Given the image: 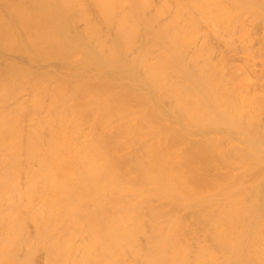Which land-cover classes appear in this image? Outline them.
<instances>
[{
  "label": "bare ground",
  "instance_id": "bare-ground-1",
  "mask_svg": "<svg viewBox=\"0 0 264 264\" xmlns=\"http://www.w3.org/2000/svg\"><path fill=\"white\" fill-rule=\"evenodd\" d=\"M0 264H264V0H0Z\"/></svg>",
  "mask_w": 264,
  "mask_h": 264
}]
</instances>
